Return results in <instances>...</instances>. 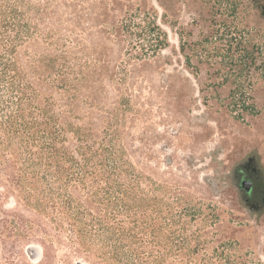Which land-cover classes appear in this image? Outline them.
I'll return each mask as SVG.
<instances>
[{
    "label": "trees",
    "instance_id": "obj_1",
    "mask_svg": "<svg viewBox=\"0 0 264 264\" xmlns=\"http://www.w3.org/2000/svg\"><path fill=\"white\" fill-rule=\"evenodd\" d=\"M155 1L164 22L170 10ZM125 16L119 0L110 7L102 0H0V197L14 204L2 210L0 264H21L15 259L28 234L16 225L27 223L65 228L54 236L65 234L71 255L93 256L96 264H215L206 256V228L193 226L206 221L204 210H196L206 188L192 176L173 177L174 190L159 186L164 173L153 163L156 136L114 127L118 116L125 120L117 108L124 94L111 83L128 31L119 24ZM96 33L111 45L97 52ZM156 45L165 47L159 39ZM149 64L128 62L129 77L146 73ZM40 178L56 186L36 211L22 185L36 186ZM211 231L217 234L212 245H222L244 229ZM88 234L100 242L85 244ZM38 248L40 263L49 247L41 240Z\"/></svg>",
    "mask_w": 264,
    "mask_h": 264
},
{
    "label": "rangeland",
    "instance_id": "obj_2",
    "mask_svg": "<svg viewBox=\"0 0 264 264\" xmlns=\"http://www.w3.org/2000/svg\"><path fill=\"white\" fill-rule=\"evenodd\" d=\"M102 1L110 7L114 0ZM119 1L126 14L119 24L128 31L123 34L122 54L111 83L124 94L117 108L123 110L125 120L118 116L114 127L156 136L153 163L165 178L160 177L159 186L174 190L173 177L192 176L206 188V198L196 205L197 211L204 210L206 221L197 219L193 226L206 228V246H211L207 257L215 264H264V213L253 215L247 210L231 175L248 158L257 162L264 175V0H160L172 14L167 13L164 22L155 0ZM104 27L113 34L109 24ZM157 38L164 48L156 45ZM94 41L97 52L111 45L100 33ZM146 61L148 71L131 79L128 62L140 65ZM4 180L0 171V181ZM46 180L38 179L36 186L26 181L22 185L25 202L36 211L42 210L56 186ZM169 199L172 202L175 197ZM13 208L12 200L1 196L0 220L5 217L3 209ZM43 215L48 218L50 213ZM25 216L30 222L31 213L26 211ZM32 226L27 223L22 229L16 225L26 231L28 239L19 243L22 256L15 262L96 264L93 256L88 261L71 255L65 234L54 236L65 228ZM212 228H243L244 232L232 242L212 245L217 235ZM41 240L49 249L37 263L29 252L33 254ZM82 241L91 247L100 242L90 234Z\"/></svg>",
    "mask_w": 264,
    "mask_h": 264
},
{
    "label": "flooded vegetation",
    "instance_id": "obj_3",
    "mask_svg": "<svg viewBox=\"0 0 264 264\" xmlns=\"http://www.w3.org/2000/svg\"><path fill=\"white\" fill-rule=\"evenodd\" d=\"M231 175L237 182L240 201L247 210L253 215L264 213V175L257 162L248 158L237 164Z\"/></svg>",
    "mask_w": 264,
    "mask_h": 264
},
{
    "label": "water",
    "instance_id": "obj_4",
    "mask_svg": "<svg viewBox=\"0 0 264 264\" xmlns=\"http://www.w3.org/2000/svg\"><path fill=\"white\" fill-rule=\"evenodd\" d=\"M211 185H213V182L211 180L208 181ZM245 183L242 184V186H244ZM32 251L34 252L33 254L31 253V251L29 252V255L31 257V259L33 261H37L40 258V249L39 248H35L32 249ZM76 264H84L82 262H76Z\"/></svg>",
    "mask_w": 264,
    "mask_h": 264
}]
</instances>
